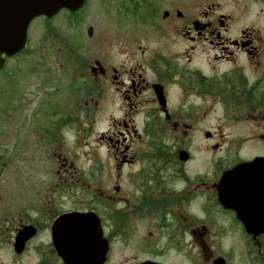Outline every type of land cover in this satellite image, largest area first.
<instances>
[{"label": "flooded vegetation", "instance_id": "obj_1", "mask_svg": "<svg viewBox=\"0 0 264 264\" xmlns=\"http://www.w3.org/2000/svg\"><path fill=\"white\" fill-rule=\"evenodd\" d=\"M108 2L118 57L85 0L33 19L51 44L14 65L35 76L8 70L0 264H264V29L217 0Z\"/></svg>", "mask_w": 264, "mask_h": 264}, {"label": "rangeland", "instance_id": "obj_2", "mask_svg": "<svg viewBox=\"0 0 264 264\" xmlns=\"http://www.w3.org/2000/svg\"><path fill=\"white\" fill-rule=\"evenodd\" d=\"M217 2L219 3V7L222 12L234 15V18L236 19V25L238 27H254L264 29V0H217ZM86 8L83 10V12L86 11L88 13V20L95 25L97 33L102 35L100 42H93L90 44L92 49L98 50L101 48V46H107V50L110 51L112 55L118 57L115 47L118 42V4H111L108 2V0H88ZM84 28L85 26L81 27V29ZM29 32V45L34 46V49L29 48L26 54H22L21 56L19 55L11 59L9 58V64L6 70L0 72V112L2 111L4 105V101L1 99L7 90L9 89L10 91H15L17 86H19L17 85L18 83L25 82L23 79L35 76L26 74L23 69H18L14 65V62L23 60L30 61L32 60V58H30L33 55L32 53H34L35 56L33 60L37 61L39 58L35 55L36 51L40 52L42 51V48L51 44L50 39H47L44 36L45 33H42L43 31L42 28H40V24L36 26V20L31 22L29 26ZM28 52H30V56L27 55ZM12 68H16V72L12 74L17 76V84H8L10 81V78H8L10 76L8 74V70H11ZM96 134V132L92 134V140ZM83 150H88V148H84ZM32 171L39 172V170ZM8 172L13 173L15 170L10 169Z\"/></svg>", "mask_w": 264, "mask_h": 264}, {"label": "water", "instance_id": "obj_3", "mask_svg": "<svg viewBox=\"0 0 264 264\" xmlns=\"http://www.w3.org/2000/svg\"><path fill=\"white\" fill-rule=\"evenodd\" d=\"M85 0H0V69L5 57L13 56L27 42L31 21L54 16L61 9L78 10Z\"/></svg>", "mask_w": 264, "mask_h": 264}]
</instances>
